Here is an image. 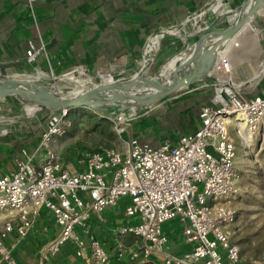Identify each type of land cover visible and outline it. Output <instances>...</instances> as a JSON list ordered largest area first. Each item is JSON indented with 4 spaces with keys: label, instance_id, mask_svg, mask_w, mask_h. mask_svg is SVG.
Wrapping results in <instances>:
<instances>
[{
    "label": "built area",
    "instance_id": "1",
    "mask_svg": "<svg viewBox=\"0 0 264 264\" xmlns=\"http://www.w3.org/2000/svg\"><path fill=\"white\" fill-rule=\"evenodd\" d=\"M34 1L28 0L30 5ZM26 53L35 60L46 53V46L31 40ZM221 67L231 71L228 57H223ZM213 86L214 94L201 107V125L194 132L156 146L136 137L126 147L100 145L84 153L81 171L66 167L53 147L55 137L67 132L69 113L55 112V121L52 118L43 130L36 148L22 147L14 157V169L0 176V213L11 215L0 234L1 258L17 264L15 247L35 228L46 207L58 230L44 246L45 256L72 242L85 264H110L114 258L137 264H238L241 248L228 230L238 215L234 201L241 179L231 126L238 135L242 124L250 135L264 129V91L247 97L220 84ZM117 118L116 131L123 142L128 119L122 113ZM125 195L131 197L125 213L139 215L140 221L120 226L114 233L116 246L108 251L91 231V219H102L104 211ZM174 218L183 223L184 240L192 244L179 255L171 252L163 230L164 223ZM13 233L16 239L9 242ZM130 234L136 243L126 245L124 237Z\"/></svg>",
    "mask_w": 264,
    "mask_h": 264
},
{
    "label": "crops",
    "instance_id": "2",
    "mask_svg": "<svg viewBox=\"0 0 264 264\" xmlns=\"http://www.w3.org/2000/svg\"><path fill=\"white\" fill-rule=\"evenodd\" d=\"M242 1L36 0L30 5L28 0H0V62L13 71L35 69L43 76L79 70L84 74V69L86 74H105L108 79L110 76H124L144 63L147 51L156 52L153 63L157 65L182 53L190 42H194V39L189 40V35L196 30L197 20L226 28L230 24L231 12L239 8ZM179 24L180 28L159 40V32ZM155 34L157 36L153 37ZM31 40L37 44L43 42L46 46V53L35 60L29 59L26 53ZM224 57L230 60L231 71L226 72L219 67L215 74L232 79L247 97L264 91V3L232 41ZM182 89L173 96L176 100L164 113L150 114L127 123L122 136L125 139L123 146H127L131 137L154 146L165 139L177 142L182 134L197 130L201 125L200 107L210 102L214 86L198 81ZM242 126L243 130L247 129L244 124ZM234 129L232 125L231 132L237 140L239 135ZM25 140L28 142H10L7 138H0V176L14 169V157L22 147L34 150L39 142L38 138ZM55 142L53 147L66 167L75 171L84 169L87 150L69 154L58 148L62 147L61 143ZM125 207L118 201L104 211L102 219H91V231L108 251L116 246L114 233L120 226L140 221L139 215H127ZM57 230L52 212L42 208L35 228L15 248V256L22 252L29 256L38 248H44ZM163 230L169 238L172 253L179 255L192 248V244L184 240L183 223L178 218L165 222ZM83 236L88 240V234ZM15 239L14 233L8 237L9 242ZM135 239L130 234L123 241L132 245L136 243ZM65 245L74 246L72 242ZM73 258L76 257L67 254L66 264H75ZM77 258L80 264H85L84 258ZM44 259L42 256V264H45ZM16 261L17 264H26L19 257ZM112 264H137V261L126 258L118 262L114 258Z\"/></svg>",
    "mask_w": 264,
    "mask_h": 264
},
{
    "label": "rangeland",
    "instance_id": "3",
    "mask_svg": "<svg viewBox=\"0 0 264 264\" xmlns=\"http://www.w3.org/2000/svg\"><path fill=\"white\" fill-rule=\"evenodd\" d=\"M160 65L151 64L149 71L155 72ZM1 70L5 74L23 78L51 77L43 76L41 72L35 69L23 72L13 71L4 64L1 65ZM68 72L63 73H67V76L58 83V88L53 86L51 88L59 89L64 94H70L71 91L77 92L83 87L75 78L85 76V78L88 77L97 82L103 80L100 75L84 74L83 76V70ZM182 90L177 92H182ZM177 92L164 101L142 110L134 117H130L131 110L116 106L108 107L107 113L104 114L88 107L73 108L66 117L67 132L63 136H56L57 142L55 144L61 143L62 147L58 148H63V151L69 154L96 148L100 145L121 147L123 146V139L119 137L116 131L115 117H118L120 113L124 114L128 119L125 123L127 127V123L132 122V120H140V118L150 114H162L176 100L173 96L178 94ZM36 110L37 107L21 100L16 95L11 94L0 98V138H7L10 142L19 143L28 142L25 140L26 138H38L39 141L40 134L52 120L55 111L41 110L36 115L31 116L30 113ZM237 164L241 171L240 194L234 201L238 215L228 227L229 235L232 241L240 245V264H264V129L257 135H250L249 130L245 129L242 135L237 137ZM10 219V214L0 213V234L6 221ZM24 240L25 238H22L18 243L22 244ZM41 249L43 250V248H38L29 256H25L23 252L15 256L17 252H14V257L15 259L19 257L26 264H42V256L45 258V264H66L65 256L67 254H72L77 258L73 245H65L57 253L48 256L43 255ZM76 258H73V262L80 264V259Z\"/></svg>",
    "mask_w": 264,
    "mask_h": 264
},
{
    "label": "water",
    "instance_id": "4",
    "mask_svg": "<svg viewBox=\"0 0 264 264\" xmlns=\"http://www.w3.org/2000/svg\"><path fill=\"white\" fill-rule=\"evenodd\" d=\"M263 3L264 0H243L239 8L231 12L230 24L226 28H217L216 23L206 24L197 20L196 30L189 35V40L194 39V42L189 43L182 53L161 64L153 73L149 68L156 52L147 56L142 66L129 75L117 78L110 76V80L105 77L98 82L89 78V84L70 94L51 88L56 87L65 74L40 79L11 76L2 72L3 63L0 62V98L13 94L37 107L35 112L30 113L31 116L41 110L55 111L60 115L59 111L62 109H68L69 112L73 108L82 107L104 114L107 113L108 107L116 106L131 110L130 117H134L142 110L164 101L183 87L198 81L241 91L232 79L219 76L214 71L221 67L228 47ZM180 27L181 24L159 32V40ZM163 73L166 76H162ZM145 85H154L159 89L149 91Z\"/></svg>",
    "mask_w": 264,
    "mask_h": 264
},
{
    "label": "bare ground",
    "instance_id": "5",
    "mask_svg": "<svg viewBox=\"0 0 264 264\" xmlns=\"http://www.w3.org/2000/svg\"><path fill=\"white\" fill-rule=\"evenodd\" d=\"M192 19V18H191ZM177 30H179V29H177ZM158 34V33H157ZM154 36H157V35H153V37ZM152 54V52H150V51H147L146 53H145V59H146V57L147 56H150ZM142 66V64L140 65V66H138L137 67V69H139L140 67ZM0 75H1V73H0ZM147 75V74H146ZM65 76H67V73H65ZM147 76H151L150 74L149 75H147ZM162 76H166L165 75V73H163L162 74ZM25 78H31V77H25ZM33 79H40V78H37V77H34ZM78 82H80L83 86H85V85H87V84H89L90 83V79L88 78V77H81V78H75ZM106 80H110V79H108V76L106 77ZM54 87V86H53ZM145 88H147V90H149V91H156V90H158L159 88L158 87H156V86H154V85H145L144 86ZM55 88H58V84L56 85V87ZM55 88H52V89H55ZM75 91H71L70 93H74ZM243 125V124H242Z\"/></svg>",
    "mask_w": 264,
    "mask_h": 264
},
{
    "label": "trees",
    "instance_id": "6",
    "mask_svg": "<svg viewBox=\"0 0 264 264\" xmlns=\"http://www.w3.org/2000/svg\"><path fill=\"white\" fill-rule=\"evenodd\" d=\"M122 198H126V199H123V201H122ZM130 201H131V197L128 196V195L122 196V197L119 199V202L123 203L124 207L127 206V204H129ZM44 208H46V207H44ZM47 209H48V208H47ZM48 210H49V209H48ZM124 210H125V209H124ZM14 250H15V249H14ZM5 261L8 262L7 260L2 259V262H1L0 264H3ZM8 264H9V263H8ZM238 264H240V263H238ZM241 264H247V263H241Z\"/></svg>",
    "mask_w": 264,
    "mask_h": 264
}]
</instances>
